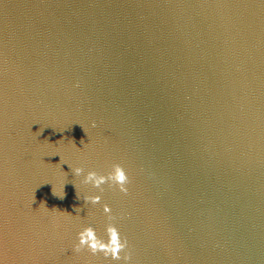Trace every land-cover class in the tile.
Wrapping results in <instances>:
<instances>
[{
    "label": "water",
    "instance_id": "1",
    "mask_svg": "<svg viewBox=\"0 0 264 264\" xmlns=\"http://www.w3.org/2000/svg\"><path fill=\"white\" fill-rule=\"evenodd\" d=\"M104 204L131 264H264V0H0V264H123Z\"/></svg>",
    "mask_w": 264,
    "mask_h": 264
},
{
    "label": "clouds",
    "instance_id": "2",
    "mask_svg": "<svg viewBox=\"0 0 264 264\" xmlns=\"http://www.w3.org/2000/svg\"><path fill=\"white\" fill-rule=\"evenodd\" d=\"M73 142L75 143V141ZM81 143L84 144V141L81 140ZM72 172L76 176L84 175V169L81 167L72 169ZM83 183L85 185H92V187L98 189L101 193L104 191L103 186L107 184L113 189L118 188L119 192L124 195H128V185L131 183V180L124 166L121 164H114L112 170L107 175H101L96 171H89L85 176ZM53 194L56 195L54 191ZM59 198L63 199L64 194L63 196H59ZM101 202L102 196L100 195L90 196L85 199L86 204L91 203L92 205H97ZM75 211L79 213L82 209L76 208ZM103 212L108 220L105 227V232L108 237L107 241L99 237L96 229L89 225L78 232V243L74 246L73 251L76 254L87 251L91 256H100L102 254L103 259L106 261H123V264H131L132 254L128 250V239L126 236L122 237L121 232L116 225L117 217L113 215L112 208L107 204H104Z\"/></svg>",
    "mask_w": 264,
    "mask_h": 264
}]
</instances>
